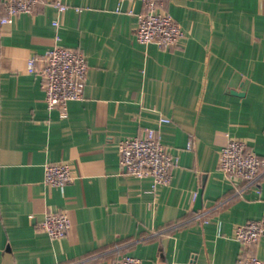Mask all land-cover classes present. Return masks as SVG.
<instances>
[{
    "label": "crops",
    "instance_id": "0c3cea01",
    "mask_svg": "<svg viewBox=\"0 0 264 264\" xmlns=\"http://www.w3.org/2000/svg\"><path fill=\"white\" fill-rule=\"evenodd\" d=\"M63 1L62 13L40 0L0 25V264H109L123 253L237 264L236 227L264 219V169L257 183L228 179L218 152L238 138L264 158V0H164L184 31L171 48L136 41L139 1ZM56 34L88 63L66 118L46 106L38 63L27 68ZM144 127L177 157L154 190L118 161V142ZM48 161L68 162L74 179L46 184ZM55 210L70 225L52 239L38 223ZM253 252L264 260V231Z\"/></svg>",
    "mask_w": 264,
    "mask_h": 264
},
{
    "label": "built area",
    "instance_id": "2783aa9c",
    "mask_svg": "<svg viewBox=\"0 0 264 264\" xmlns=\"http://www.w3.org/2000/svg\"><path fill=\"white\" fill-rule=\"evenodd\" d=\"M59 13L69 8L63 0H45ZM139 1L141 10L136 13L137 25L134 36L138 43L154 42L161 48H171L184 31L171 14L163 9L164 0H130ZM40 0H0V25L10 24L19 13H31ZM79 10L78 7H75ZM58 27V19L52 21ZM59 35H55L54 44L39 56H32L27 61L30 72L37 73L44 92V102L48 108H56L60 118L68 116V102L81 99L86 81L88 63L85 54L77 48L60 44ZM169 118L161 116L159 122H168ZM191 146L188 142L187 147ZM118 161L123 172L137 177H152V190L158 185L168 184L171 168L177 163L160 141L158 132L153 127H144L140 134L120 140L117 144ZM218 168L228 178L240 177L248 183H257L264 169V158L257 155L249 144L238 138H228L218 152ZM44 182L51 186H63L74 179L68 162H45ZM50 238L65 236L70 220L64 210L45 212L38 223ZM264 231V219H250L239 224L234 237L239 242L240 252L237 264H264L253 248L260 234ZM78 264V263H75ZM109 264H141L140 258L123 253L113 258Z\"/></svg>",
    "mask_w": 264,
    "mask_h": 264
}]
</instances>
